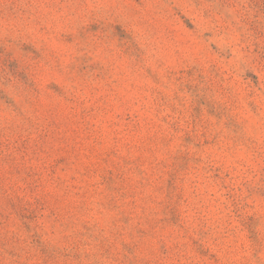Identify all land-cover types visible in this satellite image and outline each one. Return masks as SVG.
<instances>
[{"label":"rangeland","instance_id":"obj_1","mask_svg":"<svg viewBox=\"0 0 264 264\" xmlns=\"http://www.w3.org/2000/svg\"><path fill=\"white\" fill-rule=\"evenodd\" d=\"M0 264H264V0H0Z\"/></svg>","mask_w":264,"mask_h":264}]
</instances>
